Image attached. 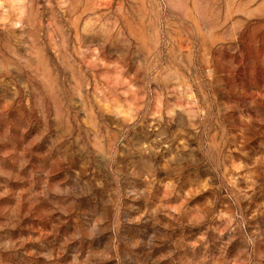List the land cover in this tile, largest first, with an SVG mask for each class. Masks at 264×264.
I'll return each instance as SVG.
<instances>
[{
	"label": "rangeland",
	"instance_id": "obj_1",
	"mask_svg": "<svg viewBox=\"0 0 264 264\" xmlns=\"http://www.w3.org/2000/svg\"><path fill=\"white\" fill-rule=\"evenodd\" d=\"M0 264H264V0H0Z\"/></svg>",
	"mask_w": 264,
	"mask_h": 264
}]
</instances>
